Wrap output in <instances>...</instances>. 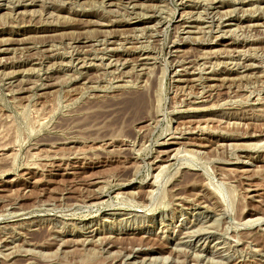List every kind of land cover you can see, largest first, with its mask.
Instances as JSON below:
<instances>
[{"label":"rangeland","instance_id":"374dc122","mask_svg":"<svg viewBox=\"0 0 264 264\" xmlns=\"http://www.w3.org/2000/svg\"><path fill=\"white\" fill-rule=\"evenodd\" d=\"M0 264H264V0H0Z\"/></svg>","mask_w":264,"mask_h":264},{"label":"bare ground","instance_id":"6f19581e","mask_svg":"<svg viewBox=\"0 0 264 264\" xmlns=\"http://www.w3.org/2000/svg\"><path fill=\"white\" fill-rule=\"evenodd\" d=\"M188 58V57H187ZM199 58V57H198ZM186 59V58H185ZM160 168V167H159ZM259 220V219H258ZM261 220V219H260Z\"/></svg>","mask_w":264,"mask_h":264}]
</instances>
